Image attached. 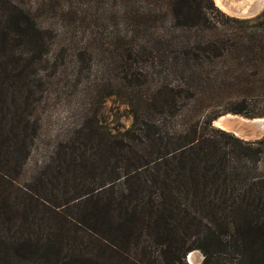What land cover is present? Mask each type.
<instances>
[{"label":"trees","instance_id":"obj_1","mask_svg":"<svg viewBox=\"0 0 264 264\" xmlns=\"http://www.w3.org/2000/svg\"><path fill=\"white\" fill-rule=\"evenodd\" d=\"M29 1L0 0V264H190L194 250L199 264H264V136L212 124L264 116L246 101L264 95V8L237 18L213 0ZM39 12L65 29L103 20L104 94L21 182L40 129ZM107 100L126 106L128 126Z\"/></svg>","mask_w":264,"mask_h":264},{"label":"rangeland","instance_id":"obj_2","mask_svg":"<svg viewBox=\"0 0 264 264\" xmlns=\"http://www.w3.org/2000/svg\"><path fill=\"white\" fill-rule=\"evenodd\" d=\"M14 1L18 3V6L25 9L33 5V2L29 0ZM214 5L225 15L247 18L229 14L218 7L215 2ZM263 8L264 3L258 12L252 16L260 13ZM33 16L42 27L43 33L41 36L45 41L42 53L43 60L37 64L38 73H43L44 75V84L42 87L43 96L39 107L40 129L22 168L19 177L21 182L28 179L49 159L56 142L62 138L63 131L69 127V124L74 120L73 115L79 111L83 103L104 94V38L106 42L109 41L106 38L104 22L101 18L98 22L92 24L94 18L87 15L84 24L90 23L89 26H81L79 28L80 24H77V28H75L70 24L69 28L65 29L62 27L58 16L42 12L33 14ZM3 23L4 21L1 19L0 26ZM31 48V45L24 43L20 47V51L28 55ZM111 78H113V74ZM229 101L231 99L221 98L219 105L224 107ZM246 101L247 111L257 112L264 110V95H253L247 97ZM102 105L103 108L97 106V104L92 105V107H98L104 113V103ZM105 107L106 110L112 109L111 113H116L118 123L125 126L129 125L130 118L127 115L125 105L107 100ZM226 114L234 115L230 117L234 121H238L242 117L250 119V117L232 112H222L216 118ZM113 118L115 119L114 116ZM252 118H257L255 119L257 121L255 122L257 135L249 138L247 134V136H244L234 132L236 136L244 140H256L264 136V116ZM214 126H219L218 120L214 122ZM223 130L232 133L231 130L224 128ZM258 165V172L264 175V146L262 158ZM200 260L201 254L195 251L190 262L197 264Z\"/></svg>","mask_w":264,"mask_h":264},{"label":"bare ground","instance_id":"obj_3","mask_svg":"<svg viewBox=\"0 0 264 264\" xmlns=\"http://www.w3.org/2000/svg\"><path fill=\"white\" fill-rule=\"evenodd\" d=\"M214 2L218 7H220L222 10H224L229 14H245V13L251 14L252 12L258 11L262 7L264 0H214ZM224 117L225 116H220L218 119V125L220 127L234 131L239 135L243 134L245 136L247 134L249 135V138L257 135V130H256L257 128L255 129L254 135L249 134L242 131L239 128H233V125H231V123Z\"/></svg>","mask_w":264,"mask_h":264},{"label":"water","instance_id":"obj_4","mask_svg":"<svg viewBox=\"0 0 264 264\" xmlns=\"http://www.w3.org/2000/svg\"><path fill=\"white\" fill-rule=\"evenodd\" d=\"M258 11L256 12H252L251 14H248V13H245V14H232L234 16H238V17H249V16H252L254 14H256ZM228 116H234L232 114H229V115H225V119H227L231 125H233V128H239L241 129L242 131L246 132V133H249V134H253L254 135V132H255V129H256V126H255V119L257 118H250V119H247V118H241L239 119L238 121H234L232 120L230 117ZM219 118H216L212 121V124L214 125V122H216ZM260 119V118H258ZM241 122V123H240ZM260 122H262V120L260 119ZM218 128H221L223 129L222 127L218 126ZM232 134L235 135L234 131H232ZM236 136V135H235ZM197 251V250H194L190 253H188L187 257H186V260L188 263L192 264L190 261H191V258H192V254ZM201 259H202V255H201ZM201 261V260H200ZM199 264V262L197 263Z\"/></svg>","mask_w":264,"mask_h":264}]
</instances>
